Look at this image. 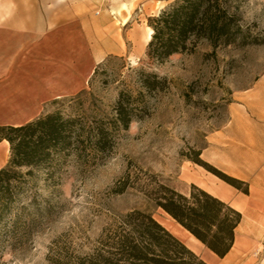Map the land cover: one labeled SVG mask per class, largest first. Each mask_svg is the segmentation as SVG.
I'll use <instances>...</instances> for the list:
<instances>
[{
	"label": "rangeland",
	"instance_id": "rangeland-1",
	"mask_svg": "<svg viewBox=\"0 0 264 264\" xmlns=\"http://www.w3.org/2000/svg\"><path fill=\"white\" fill-rule=\"evenodd\" d=\"M88 1L94 15L107 14L121 30L122 53L106 56L85 76L79 91L48 108L106 118L121 92L132 94L139 107L129 126L116 130L110 151L95 162L70 155L52 168L33 170L19 197L27 206L23 220H33L31 231L22 240L5 243L0 264H87L91 255L107 256L114 248L111 237L132 210L151 213L187 238L165 227L202 258L206 248L185 237L184 228L144 191L147 184L159 182L188 193L196 175L212 174L192 161L197 151L203 161L249 189L248 181L211 161L210 143L231 126L233 116L264 113V0H226L250 43L212 47L203 40L192 52L163 63L145 55L147 18L173 0ZM142 78L156 82L155 87H143ZM9 121L21 120L0 119V124ZM8 159L9 147L0 145L1 164ZM124 182L128 185L118 191ZM239 186L245 188L244 183Z\"/></svg>",
	"mask_w": 264,
	"mask_h": 264
},
{
	"label": "trees",
	"instance_id": "trees-1",
	"mask_svg": "<svg viewBox=\"0 0 264 264\" xmlns=\"http://www.w3.org/2000/svg\"><path fill=\"white\" fill-rule=\"evenodd\" d=\"M147 26L152 34L145 55L156 63L192 52L203 40L212 47L251 41L226 0H173L149 16ZM150 76L157 79L155 73ZM140 82L148 89L156 83L145 78ZM138 107L132 94L121 92L110 117L63 113L57 108L21 124H0V142L6 141L9 147V159L0 167V251L5 243L22 240L31 231L33 220H23L27 206L19 197L33 170L52 168L70 155L95 162L110 151L116 130L129 126ZM195 154L193 162L248 194V184L203 161L199 151ZM147 185L145 194L197 241L219 257L230 250L242 218L240 211L194 184L188 193L159 182ZM122 225L110 239L113 250L107 256L87 257V264H208L149 212L132 210L123 216Z\"/></svg>",
	"mask_w": 264,
	"mask_h": 264
},
{
	"label": "crops",
	"instance_id": "crops-1",
	"mask_svg": "<svg viewBox=\"0 0 264 264\" xmlns=\"http://www.w3.org/2000/svg\"><path fill=\"white\" fill-rule=\"evenodd\" d=\"M122 41L115 22L107 14L94 15L88 0H0V119L21 120L7 123L16 125L50 111L55 99L79 91L106 56L122 53ZM210 144L211 161L248 181V194L212 174L191 181L242 218L223 257L181 232L206 248L202 259L208 264H264V113L233 116Z\"/></svg>",
	"mask_w": 264,
	"mask_h": 264
},
{
	"label": "bare ground",
	"instance_id": "bare-ground-1",
	"mask_svg": "<svg viewBox=\"0 0 264 264\" xmlns=\"http://www.w3.org/2000/svg\"><path fill=\"white\" fill-rule=\"evenodd\" d=\"M122 8L123 9H128L127 7H126V4H122ZM120 11V10H119ZM124 22H126V19H124L123 20ZM122 21V22H123ZM148 28V32H147V35H146V40H149L150 39V37H151V34H152V29L150 28V27H147Z\"/></svg>",
	"mask_w": 264,
	"mask_h": 264
}]
</instances>
